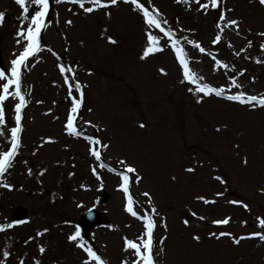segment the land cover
<instances>
[{
  "label": "rangeland",
  "instance_id": "obj_1",
  "mask_svg": "<svg viewBox=\"0 0 264 264\" xmlns=\"http://www.w3.org/2000/svg\"><path fill=\"white\" fill-rule=\"evenodd\" d=\"M140 2L167 21L162 27L181 40L201 82L223 87L226 95L197 92L198 86L183 78L170 39L150 29L131 0L92 13L64 0H49L41 50L21 66V90L28 104L22 111L20 148L12 166L0 174V223H13L0 230V264H83L87 255L77 246L80 238L69 240L77 227L85 246H92L107 264H131L135 257L125 250L124 237L136 239L143 222L126 211L119 186L120 173L129 165L137 169L129 174L134 207L148 215L156 208V264H264V239L249 235L264 232L259 223L264 218V106L226 98L239 91L264 98V4L219 0L218 8L204 11L200 3L210 0ZM28 6L29 16L39 7L31 0ZM0 12L5 13L0 69L6 70L0 80L7 82L11 61L27 44L18 32L26 33L30 19L23 18L15 0H0ZM231 19L239 22L238 29L228 26ZM149 30L160 37L163 51L144 59ZM216 35L221 41L213 44ZM60 64L68 71L61 73ZM65 76L73 96L80 94L76 81L84 93L74 121L80 137L67 131L71 96ZM18 102L13 96L4 102L0 153L11 150ZM89 135L100 143L93 145ZM92 147L101 153L100 161L91 155ZM98 188L107 194L104 202L98 200ZM18 208L26 212L21 221L13 218ZM89 208L101 217L85 228L80 215ZM226 217L231 218L227 224L213 223ZM44 229L48 231L39 235ZM233 236L245 238L236 244Z\"/></svg>",
  "mask_w": 264,
  "mask_h": 264
},
{
  "label": "snow or ice",
  "instance_id": "obj_2",
  "mask_svg": "<svg viewBox=\"0 0 264 264\" xmlns=\"http://www.w3.org/2000/svg\"><path fill=\"white\" fill-rule=\"evenodd\" d=\"M15 2L21 7L23 12V18L25 20L30 19V25L26 29V33L24 29H21L18 32V35L21 37H24L27 41L26 46L23 48V51L20 52L19 56L17 58H14L11 61V77L7 79V82H3L0 80V84H2L3 94H0V124H3L5 122V106L4 102L7 100L9 96H13L16 98H19V102L15 103L14 105V112H15V127L11 128V150L10 151H3L0 153V174L5 173L11 166L14 158L16 157L18 150L20 148L21 144V132L23 131V126L21 124L22 121V111L28 104V100H26L25 95L23 94L21 90V66L26 63L29 57L35 56L36 53L40 52L41 50V30L46 27L45 24V18L47 17V14L49 12V0H31V3L33 5L39 6L38 10L34 9V14L29 16V6L28 2L29 0H15ZM59 3L60 0H57ZM70 3H74L76 5H79V7L87 12L92 13L96 9H100L103 7H107L108 4L115 5L118 0H87V3H89L91 6L86 7V0H68ZM131 3L136 6L137 9L142 10L143 12V18L145 19L147 25L150 29H159L162 33H164L171 41V48L174 49L175 57L179 61V65L182 67L183 71V78L187 81H190L192 84L197 85L196 91L199 93H203L205 95H211L215 93L217 96L224 97L226 95L225 89L223 87L217 88L213 87L209 83H202V77H200L189 65V55L186 52L185 48L181 44V40L175 38V33L171 28H165L162 27L163 25L167 24V21H161V19L157 18V15H154L152 12L149 11L147 7H145L144 3H141L140 0H131ZM197 3H199V0H197ZM261 3L264 4V0H261ZM219 7V0H210L209 3H200V8L204 11H208L209 8H218ZM156 13H159V10L156 9ZM5 17L4 12H0V23L3 22ZM219 21L221 22L218 24V28H220L221 33L223 32V23L225 21V16L223 13H221L218 17ZM67 23L72 24V20H68ZM228 26H236L237 29L239 28V22L235 19H231L227 21ZM261 35H264V33H261ZM107 39L111 43H116V40L108 36ZM160 37L153 34L151 30L147 31L146 34V42L147 46L144 48L142 52V58L146 59L150 56V54H155L159 51H163V47L159 45ZM221 41V35H216L215 39L212 41L213 44H217ZM17 43H20L18 40ZM190 44H194L196 47L199 48V51L201 53H204L206 49L198 44H196L195 41H188ZM262 48H264V45H261ZM217 63H220V61H217ZM224 67L227 68L228 65L224 64ZM59 70L61 73H65L68 71V69L65 67L64 64L59 65ZM161 72H164L165 70L162 68L160 69ZM5 69H0V78L5 77ZM74 75V73H73ZM65 82L68 84L69 89V96H71V109L70 113L67 116V131L70 135H75L76 137H80L82 135L81 131H78L74 121L76 119V114L78 113V110L82 107L84 102V93L83 89L80 85L79 81L75 82V86L77 89H79V98L72 95V83L68 81V77H64ZM232 83L235 84L236 80L233 78ZM10 86H14V91L10 92ZM226 98L228 100L232 101H240L242 103H254L259 102L260 106H264V98H260L256 95L248 96L243 91L236 92L232 95H227ZM90 123V122H89ZM143 126V125H142ZM4 134V129L0 128V135ZM51 139V138H49ZM88 141H90L93 145L99 144L100 141L93 135H89L86 137ZM91 155L94 156V158L97 161L101 160V153L95 148L92 147L90 149ZM123 163V161L121 162ZM246 163V161H245ZM100 167H104V165L101 163ZM189 171H193L194 169H188ZM31 170H29L30 172ZM92 171L96 173V169L93 168ZM110 171L115 172V168H110ZM137 169L134 166L129 165L127 167V171L121 172L120 175L122 177L123 183L119 186L123 189V192L126 195V211L130 213L133 217H136L137 219L141 220L143 222V227L141 230V234L136 239H129L128 237H124L125 242V250H131L132 254L134 255L135 259L131 262V264H156V261L154 260V247H153V241H154V230L157 226V222L154 219V214H156V208L152 207L150 209L151 213L153 215L148 214H141L139 210H137L134 207L135 201L133 198L132 193L130 192V173H136ZM139 177H136V181L139 182ZM217 179H221L217 177ZM5 187H12L10 184H5ZM144 195H149L148 193H144ZM217 195H222L220 193H217ZM197 199L204 201L205 203H214L215 201H208L204 196H198ZM231 203H237V201H232ZM245 208L248 207L247 204H243ZM89 212H91V209H89ZM195 215V213H193ZM203 219V217H201ZM230 217H226L223 219L215 220L213 223L216 224H227L230 221ZM15 223H19L18 221ZM185 223H188V221H185ZM259 223L262 228H264V218L259 219ZM13 227V223H0V230L3 229H10ZM47 229H44L42 232L39 233V235H43L45 232H47ZM215 235V234H213ZM220 236L229 235L232 236L231 233H219ZM250 236H258L261 239H264V232H255L249 234ZM77 238H80V242L78 243V247H80L87 255V259L83 261V264H107V261L102 259L100 255L97 254L96 251L93 250L92 246H85L83 242V237L81 236V232L79 228L77 227V230L75 231L74 235L69 236V240L77 241ZM233 241L236 244L240 243V239H243L245 237H232ZM195 239L199 240L200 237L196 236ZM39 252L44 253L45 248L43 246L39 247ZM10 255L9 251L3 252L4 257H8ZM20 264H24L23 261L20 262ZM36 264H40V261L37 260ZM124 264H129L128 261H125Z\"/></svg>",
  "mask_w": 264,
  "mask_h": 264
},
{
  "label": "water",
  "instance_id": "obj_3",
  "mask_svg": "<svg viewBox=\"0 0 264 264\" xmlns=\"http://www.w3.org/2000/svg\"><path fill=\"white\" fill-rule=\"evenodd\" d=\"M99 193L101 195V201H104L106 199L105 192L102 189H100ZM24 213L25 212L23 210H20L19 212H17L16 216H18L19 218H22ZM99 217H100V214L95 209H91V212H89V210L83 212L82 220H83L84 226L86 227L94 226L99 220Z\"/></svg>",
  "mask_w": 264,
  "mask_h": 264
}]
</instances>
